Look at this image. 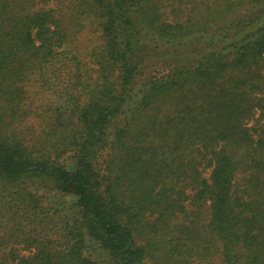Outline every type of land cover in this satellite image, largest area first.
<instances>
[{
	"label": "trees",
	"instance_id": "16d2710c",
	"mask_svg": "<svg viewBox=\"0 0 264 264\" xmlns=\"http://www.w3.org/2000/svg\"><path fill=\"white\" fill-rule=\"evenodd\" d=\"M151 258L264 264V0H0V264Z\"/></svg>",
	"mask_w": 264,
	"mask_h": 264
},
{
	"label": "rangeland",
	"instance_id": "374dc122",
	"mask_svg": "<svg viewBox=\"0 0 264 264\" xmlns=\"http://www.w3.org/2000/svg\"><path fill=\"white\" fill-rule=\"evenodd\" d=\"M201 0H196L198 3ZM188 4V3H187ZM183 3V5H187ZM65 4L54 5L56 10L65 12ZM189 7H192L189 6ZM67 9V8H66ZM92 19H86L81 16L80 21L75 24L68 25L71 29L69 37L70 47L77 53L81 61L84 63V71H87L85 77L89 79L90 85L96 77L94 65V55L100 50L102 40L100 32ZM58 96L52 91L44 90L37 84L30 83L26 86L25 107L27 114L16 121L15 127L17 133L28 138H32L35 134H40L46 125V122L51 115L53 109L57 106ZM149 264H166L164 260L157 263L155 259H148Z\"/></svg>",
	"mask_w": 264,
	"mask_h": 264
}]
</instances>
